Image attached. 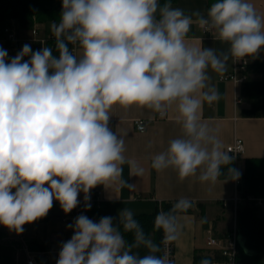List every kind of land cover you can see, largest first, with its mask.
<instances>
[{
  "label": "clouds",
  "instance_id": "9594fccd",
  "mask_svg": "<svg viewBox=\"0 0 264 264\" xmlns=\"http://www.w3.org/2000/svg\"><path fill=\"white\" fill-rule=\"evenodd\" d=\"M192 16L215 29L227 51L186 44ZM51 33L58 54L43 42L36 51L24 44L9 60L0 48V225L22 233L25 224L48 214L54 200L69 213L79 193L88 202L97 185L119 180L133 187L121 178L123 165L130 175L144 170L126 159L124 139L109 127L113 105L147 107L161 117L176 106L182 135L153 157L156 171L172 168L181 181L199 173L201 182L215 183L222 167L232 164L200 110L219 99L209 69L222 75L230 58H254L264 49V16L249 0H216L206 17L159 0H62ZM229 172L239 178L234 168ZM190 207L182 198L157 214L154 226L163 232L165 249L180 235L178 214ZM121 226L134 232L133 245ZM67 227L74 234L62 243L56 264H173L167 250L156 254L160 246L130 209L119 211L118 223L81 214ZM141 247L146 254L133 251ZM199 264L212 261L205 257Z\"/></svg>",
  "mask_w": 264,
  "mask_h": 264
},
{
  "label": "crops",
  "instance_id": "0c3cea01",
  "mask_svg": "<svg viewBox=\"0 0 264 264\" xmlns=\"http://www.w3.org/2000/svg\"><path fill=\"white\" fill-rule=\"evenodd\" d=\"M214 2L216 0H175L170 4L183 9L186 15L199 12L206 17L210 5ZM249 2L253 4L258 14L264 16V0ZM60 14H46L32 24L37 28V36L54 38L51 24L59 22ZM192 19L193 24L187 34L186 44L192 47L215 48L218 53L227 51L229 45L219 39L215 29H204L198 24L196 16H192ZM31 27L22 28L15 23V32L20 39L15 45H9L0 39V48L7 51L9 60L21 51L24 44H29L33 51L41 49L43 46L41 41L31 40ZM2 35L3 30L0 26V38ZM51 43L48 41L46 46H50ZM81 53L82 49L78 48L75 55L79 56ZM254 58H264V49H261ZM24 59L27 60L29 57ZM231 71L232 58L227 61L226 71L222 75L209 69L210 83L217 89L219 99L212 104L203 103L200 117L202 123L216 130L224 151L234 136L243 140L244 152L238 160L239 169L243 174L247 159H264V111L260 116L245 114L251 108L252 100L244 94V82L235 83L230 79L220 78ZM250 76H253V73L248 74V78ZM109 114L111 116L109 127L124 139V156L127 160L134 161L144 171L139 176L130 175L129 165L125 164L121 178L133 187L122 185L117 180L91 189L90 192L97 191L100 200L97 205H91L90 209L85 208L86 216L92 220L105 216L118 218V213L123 208L130 209L133 214L150 213L161 202H174L186 198L191 201V207L187 212L177 216L181 231L178 239L174 241L173 264H192L195 258L206 257L210 252L203 236L206 230L211 228L216 236H222L230 229L228 227L232 204L228 202L224 206L223 200L234 194L233 175L219 176L215 183H208L201 182L197 173L196 176L181 181L172 168L156 171L151 167L153 157L165 151L172 139L182 135V127L177 122L179 113L175 105L169 107L163 117L147 107L136 105L128 108L113 105ZM137 119L143 120L145 124V130L142 132L135 127L134 121ZM71 214L72 211L65 213L60 203L54 200L48 214L37 221L25 224L22 233L0 225V245L11 248V264H25L24 248H27L38 261H55L62 243L68 241L74 234L73 229L67 227L72 224ZM261 260L264 262L262 256Z\"/></svg>",
  "mask_w": 264,
  "mask_h": 264
},
{
  "label": "trees",
  "instance_id": "16d2710c",
  "mask_svg": "<svg viewBox=\"0 0 264 264\" xmlns=\"http://www.w3.org/2000/svg\"><path fill=\"white\" fill-rule=\"evenodd\" d=\"M175 0H159L161 5L165 3H173ZM214 1V0H211ZM210 2V1H209ZM60 5L62 0H0V26L9 24L12 21L17 22L22 28L32 26V16L52 13L58 15L61 13ZM51 45L54 54L55 38H51ZM247 74H259V78H247L243 83L245 96L251 98L252 106L245 112L247 116H260L264 111V58H253L246 65ZM231 165H225L221 169V175L231 177L229 172ZM243 182L240 187V194L244 201L238 205L236 210L237 232L245 238V247L250 252H246L239 245V256L246 261L247 264H264L261 260V254H264V221L258 217L257 207L254 200H248L247 197H264V159H247L242 174ZM249 201H251L249 203ZM171 201L161 202L150 213L134 214V218L139 223L145 236L151 239L161 249V233L154 226L156 216L159 212H168L173 204ZM100 218L94 219L98 222ZM114 223H118V218H113ZM120 231L128 245L135 242L134 232H125L121 226ZM134 252L140 255L146 254V249L133 248ZM12 250L9 246L0 245V264H11ZM161 255V251L156 253ZM256 260V261H255Z\"/></svg>",
  "mask_w": 264,
  "mask_h": 264
},
{
  "label": "built area",
  "instance_id": "2783aa9c",
  "mask_svg": "<svg viewBox=\"0 0 264 264\" xmlns=\"http://www.w3.org/2000/svg\"><path fill=\"white\" fill-rule=\"evenodd\" d=\"M60 10L62 11V5H60ZM16 22L12 21L9 24H4L2 26L3 35L0 38L2 41L7 42L9 45H15L20 40L15 32V25ZM204 29H209L207 27H204ZM31 33L32 37L31 40H39L43 42L45 45L47 42L52 38L51 36L44 38V37H38L37 36V28L36 26L31 27ZM70 49L73 50L74 54H76V51L78 47H74L72 45H69ZM249 57H246L241 60H235L232 58V71L230 74L223 75L220 78L221 79H230L237 82H245L248 78V74L246 72V65L250 61ZM135 127L138 131H144L145 130V124L143 120H135ZM225 151L229 153L230 156L233 157V168L240 173L238 179H233L234 185H235V191L232 197L223 200V205L226 206L228 202H231L232 209L234 210L236 214V210L238 205H240L241 202L244 201V198L240 194V187L242 186V172L239 169L238 166V160L241 157V155L244 152V144L243 140L238 137L234 136L231 143H229L225 147ZM90 201L86 202L84 200L85 194L83 192H80L78 195V205L76 208L72 210V214L70 217L71 223L74 224L75 219L83 214L86 215L85 212V205L86 203H90L91 205H97L99 202V196L97 191L90 192ZM248 200H254L255 204L264 208V197H253L249 196L247 197ZM162 239H163V232H162ZM162 241V240H161ZM205 245L210 249L209 254L206 256V258H209L212 261V264H247L245 260H243L239 256V242H238V232L236 228L231 229L227 234L222 236H216L211 228H208L206 230V236H205ZM167 250L170 259L173 261L174 259V242H172L167 249H165L164 245L161 244V255L164 254V251ZM25 253V264H56V261L53 262H41L38 261L33 254L27 250V248H24ZM59 256V255H58ZM205 258V257H203ZM202 258H195L192 262V264H199L200 260Z\"/></svg>",
  "mask_w": 264,
  "mask_h": 264
},
{
  "label": "rangeland",
  "instance_id": "374dc122",
  "mask_svg": "<svg viewBox=\"0 0 264 264\" xmlns=\"http://www.w3.org/2000/svg\"><path fill=\"white\" fill-rule=\"evenodd\" d=\"M40 18H42V16L41 15H38V16H36V15H33L32 16V24H34L38 19H40ZM17 23V22H16ZM250 77H259V74H253V76H250ZM251 201H249V203H250ZM254 205L257 207V214H258V217L259 218H261L263 221H264V208H262V207H260V206H258V205H256L255 203H254ZM229 218V217H228ZM228 220H230V219H228ZM228 228H230L229 229V231L231 230V229H233V228H236V230H237V223H236V214H235V212H234V210L232 209V213H231V221H230V224H229V227ZM228 231V232H229ZM206 233V232H205ZM205 233L203 234V236H204V238H205ZM227 234V233H226ZM161 240H162V233H161ZM262 255V257L264 258V254H261Z\"/></svg>",
  "mask_w": 264,
  "mask_h": 264
},
{
  "label": "water",
  "instance_id": "95a60500",
  "mask_svg": "<svg viewBox=\"0 0 264 264\" xmlns=\"http://www.w3.org/2000/svg\"><path fill=\"white\" fill-rule=\"evenodd\" d=\"M238 242H239V245H240L241 248H243L246 252H250L245 247V238L239 233H238Z\"/></svg>",
  "mask_w": 264,
  "mask_h": 264
}]
</instances>
